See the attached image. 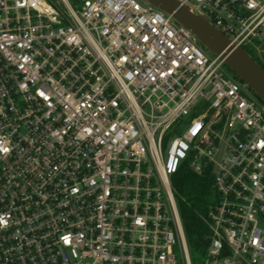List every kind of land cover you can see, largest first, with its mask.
<instances>
[{"label": "built area", "instance_id": "obj_1", "mask_svg": "<svg viewBox=\"0 0 264 264\" xmlns=\"http://www.w3.org/2000/svg\"><path fill=\"white\" fill-rule=\"evenodd\" d=\"M181 1L264 61V0ZM209 52L145 0H0V264H195L186 163L202 264H264V102Z\"/></svg>", "mask_w": 264, "mask_h": 264}, {"label": "water", "instance_id": "obj_2", "mask_svg": "<svg viewBox=\"0 0 264 264\" xmlns=\"http://www.w3.org/2000/svg\"><path fill=\"white\" fill-rule=\"evenodd\" d=\"M145 1L172 15L179 24L197 37L203 47L220 55L228 68L247 82L264 102V67L248 50L232 44L231 40L207 18L193 12L181 0Z\"/></svg>", "mask_w": 264, "mask_h": 264}, {"label": "trees", "instance_id": "obj_3", "mask_svg": "<svg viewBox=\"0 0 264 264\" xmlns=\"http://www.w3.org/2000/svg\"><path fill=\"white\" fill-rule=\"evenodd\" d=\"M248 51L253 55L252 51L249 49ZM256 59L264 67V61ZM234 75L237 76L235 73ZM172 185L190 252L194 256H204L208 245L209 230L202 219V214L207 212L211 203L210 195L214 192L213 176L208 172L203 175L197 174L186 163L172 177ZM194 262L197 264V261Z\"/></svg>", "mask_w": 264, "mask_h": 264}, {"label": "rangeland", "instance_id": "obj_4", "mask_svg": "<svg viewBox=\"0 0 264 264\" xmlns=\"http://www.w3.org/2000/svg\"><path fill=\"white\" fill-rule=\"evenodd\" d=\"M55 1H60V0H55ZM83 1L84 0H70V2L72 3V5L74 6V7H78V6H80L82 3H83ZM141 1V0H140ZM250 51H252V53H253V55L256 57V58H258V56L255 54V52H253V49H251V48H248ZM210 54H212L211 52H209ZM228 67V66H227ZM231 71V73L232 74H234L233 72H232V70H230ZM215 198V193L214 192H212L211 193V195H210V199L211 200H213ZM191 255H192V253H191ZM194 258V261H197V263H200V264H202L205 260H206V256L204 255V256H197V255H192V259Z\"/></svg>", "mask_w": 264, "mask_h": 264}]
</instances>
